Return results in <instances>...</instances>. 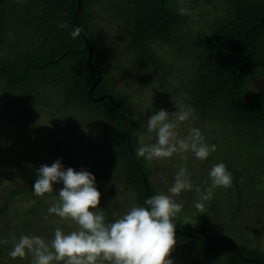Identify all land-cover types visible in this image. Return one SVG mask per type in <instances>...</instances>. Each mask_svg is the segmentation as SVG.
<instances>
[{
    "label": "trees",
    "instance_id": "1",
    "mask_svg": "<svg viewBox=\"0 0 264 264\" xmlns=\"http://www.w3.org/2000/svg\"><path fill=\"white\" fill-rule=\"evenodd\" d=\"M184 1L194 5L215 4L216 9L221 6L214 22L196 37L183 30L191 17L179 12L178 0H82L80 4L79 0H0V93L11 99L4 107L20 106L30 99L39 104L44 101L52 108V100L45 93L52 90V94L60 96L63 110L77 109L104 123L116 139L117 173L126 191L133 194L132 206H145L147 198L160 192L159 187L153 182L151 164L143 158L137 159L135 154L139 146L134 129L138 113L128 106L109 73L114 67L119 70L114 65L116 57L124 54L127 58L121 65H126L130 75L136 74L131 68L144 71L140 76L144 79L140 80L144 84L142 92L152 81L159 93H182L185 105L194 109L197 119L211 128L213 123L217 125L216 164L227 159L220 161L222 142L249 145L253 161L228 158L226 163L242 197L233 202L234 207L230 206L232 216L224 219L233 218L237 224L248 217L251 223L255 222L253 218H258L255 213H259L261 223L264 221V169H260L264 168V92L256 86L264 80V0ZM101 13L112 20L116 33L126 39L123 48H115L96 32V20ZM61 22L68 27L61 29ZM76 26L81 27L90 45L82 33L75 40L71 38L70 31ZM159 44L171 47L169 58L159 53ZM99 72L102 77L90 96ZM108 95L114 97L124 116L118 113ZM159 108L151 110L156 112ZM224 154L231 156L228 149ZM22 163L25 186L7 190L0 216L10 211L18 196L35 197L27 212L28 222L24 224L25 235L31 236L38 225V213L48 208V201L46 196L34 194L38 171L35 159ZM84 170L93 174L92 169ZM96 185L102 193L100 207L108 221H114L118 217L113 213L117 211L97 178ZM175 224L176 247L189 246L212 256L226 253L224 264H264V252L242 240L193 230L185 225L181 213ZM13 235L17 239L21 236ZM5 248L0 246V254L4 255Z\"/></svg>",
    "mask_w": 264,
    "mask_h": 264
},
{
    "label": "rangeland",
    "instance_id": "2",
    "mask_svg": "<svg viewBox=\"0 0 264 264\" xmlns=\"http://www.w3.org/2000/svg\"><path fill=\"white\" fill-rule=\"evenodd\" d=\"M191 5L194 4L183 0V6L188 9V15L191 17L183 30L184 32L188 31L190 36L196 37L199 32L206 30L210 22H214L218 15L217 11L220 12L221 6L216 9L218 5L215 6V4ZM114 25L105 13H101L96 20L95 29L101 38L110 40L115 48H123L126 39H122L124 37L123 35L120 36L119 32L116 33L117 28ZM157 49L164 58H169V50H172L171 47L164 44H159ZM120 55L116 57L114 64L120 67L119 70L114 67L109 73L116 80L120 92L126 97L128 106L138 113L139 117H137L134 129L139 139L140 135L145 132L148 117L158 112L160 108L169 113L175 112L177 111L175 101L185 104V99L182 93H159L158 87L152 86V81L148 83L145 91L142 92L141 87L144 84L140 80L144 79H141L140 76L144 75V71L133 66L135 69L131 68V70H135L136 74L134 76L130 75L126 70V65H121L122 60L127 56ZM178 74L181 73L178 72ZM256 88L264 92V80ZM45 93L50 98V102L52 100V108L47 107L44 101L39 104L29 99L20 106L6 109L4 106L10 104L8 101L11 99L0 93V206L4 203L8 194L7 190L25 186L22 162L31 161L33 158L37 164V170L43 165L51 166L57 160H60L65 168L71 167L76 171L85 168L92 169L103 191L111 201L112 207L117 213L123 215L132 207L133 194L126 191L120 177H118L115 164L118 159L116 139L107 130L104 123L87 117V114L77 109L63 110L60 96L52 94V90ZM157 108L159 109L156 112L151 110ZM190 127H198L206 142L210 145L216 143V136L219 137L216 130L218 127L215 123L212 124L214 131L196 117L181 126V136H186ZM145 142H149L147 137H145ZM231 142L233 140H229V143ZM221 146H223V149H221L222 159L220 161L227 158L224 160L225 165L229 161L228 158H230V161L232 159L241 162L253 161V156L249 152V145H245V147L243 143L229 145L222 142ZM227 149L231 152L230 157L224 154ZM256 156L257 159H260L257 154ZM257 159L252 163H256ZM211 160L214 162L213 164H216L217 160L214 153L206 161L196 159L191 153L188 154L187 160L174 157L171 161H154L151 163V167L154 169L153 182L158 185L160 192L167 193L168 188L174 182L175 172L181 166H186L194 184L203 189L205 187L203 181L208 178L209 171L213 166ZM208 162L211 163L208 164ZM261 167L260 169H264L263 166ZM62 187V183L54 185V191L57 195ZM234 190L235 194H233ZM243 192L245 194L246 190ZM56 194L53 193L52 195ZM239 194V190L234 183L233 187L229 189H215L212 199L204 202V213L193 207L197 203L198 196L195 191L183 192L176 199L183 204L181 214L184 216L185 225L191 229L204 231L216 237L230 236L236 240H242V243L243 241L246 242L253 249L259 248L264 252V221L260 223L259 213H255L254 216L258 218H253L255 222L251 223L248 221V217L243 218V220L240 219L237 224H235L236 221L233 218L230 221L224 219L230 215L232 216V212L229 213L230 206L234 207L233 202L239 201L242 197ZM34 198L31 195L18 196L10 211L0 216V246H6L4 255L0 254L1 264H13V262L16 264H31L30 256L24 260H13L8 253L13 246V238L15 237L13 234L17 236L26 234L24 224L28 222L27 212L32 206ZM45 198L48 201L49 208L55 201L50 195H46ZM48 208L38 213V225H36L34 235L49 240L52 238L57 226L62 227L65 232L75 227L70 225L69 222L55 223L59 218L50 215ZM247 214L249 217L252 216L250 212ZM45 216H48L47 220ZM225 254L212 256L198 251L197 248L184 246L176 247L172 258L174 264H224L227 260Z\"/></svg>",
    "mask_w": 264,
    "mask_h": 264
},
{
    "label": "clouds",
    "instance_id": "3",
    "mask_svg": "<svg viewBox=\"0 0 264 264\" xmlns=\"http://www.w3.org/2000/svg\"><path fill=\"white\" fill-rule=\"evenodd\" d=\"M178 10L188 14L183 0H178ZM59 27L64 29L68 25L61 22ZM81 32V27L76 26L70 36L75 40ZM175 104V112L161 109L148 117L135 151L137 159L151 164L174 157L187 160L191 153L206 161L217 151V146L207 143L198 127H190L187 135L181 136V126L195 119L194 109L177 101ZM145 137L149 142H145ZM60 183L63 187L57 195L54 185ZM203 184V189L194 184L189 169L181 166L167 193L159 192L147 198L145 206L133 205L123 215L113 213L118 218L108 221L100 207L102 193L94 174L65 168L60 160L51 166L43 165L37 171L34 194L41 198L52 196L55 202L48 213L59 218L55 223L69 222L75 227L65 232L57 226L49 240L39 235L14 237L8 255L13 260L30 256L31 264H174L172 254L178 244L175 220L184 207L176 198L183 192L195 191L198 194L195 208L204 213V202L212 199L215 189L233 187V176L224 163H217Z\"/></svg>",
    "mask_w": 264,
    "mask_h": 264
},
{
    "label": "water",
    "instance_id": "4",
    "mask_svg": "<svg viewBox=\"0 0 264 264\" xmlns=\"http://www.w3.org/2000/svg\"><path fill=\"white\" fill-rule=\"evenodd\" d=\"M81 1H82V0H79V4L81 3ZM77 25L79 26L78 23H77ZM81 33H82L83 36L85 37V34L83 33V31H82ZM85 38H86V37H85ZM86 40H87L88 45H90V43H89V41H88L87 38H86ZM92 54H93V50H92V48H91V55H92ZM89 61H90V59H89ZM90 64H91V63H90ZM94 69H95V67H94ZM97 71H98V70H97ZM101 77H102V74L99 72V75H98V78H97L96 82L93 84V86H92L91 89H90V96H92L93 90H94V88L96 87V85L98 84V82H99V80L101 79ZM108 97L112 100V102H113V104H114L116 110L118 111V113H120L122 116H124L123 113L120 111V109L116 106V104H115V100H114V97H113L112 95H108ZM95 100H97V99H95ZM124 118H125V120H126V122H127L126 117H124ZM127 126H128V125H127ZM127 128H128V127H127ZM128 132H129V128H128ZM143 176H144V178L146 179V177H145L144 174H143Z\"/></svg>",
    "mask_w": 264,
    "mask_h": 264
}]
</instances>
